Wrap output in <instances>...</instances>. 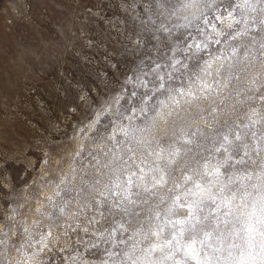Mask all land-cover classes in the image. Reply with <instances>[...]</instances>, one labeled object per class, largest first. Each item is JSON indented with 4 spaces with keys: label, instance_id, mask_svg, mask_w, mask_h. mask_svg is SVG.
<instances>
[{
    "label": "rangeland",
    "instance_id": "rangeland-1",
    "mask_svg": "<svg viewBox=\"0 0 264 264\" xmlns=\"http://www.w3.org/2000/svg\"><path fill=\"white\" fill-rule=\"evenodd\" d=\"M205 165L225 195L264 191V0H0V264H131Z\"/></svg>",
    "mask_w": 264,
    "mask_h": 264
},
{
    "label": "snow or ice",
    "instance_id": "snow-or-ice-1",
    "mask_svg": "<svg viewBox=\"0 0 264 264\" xmlns=\"http://www.w3.org/2000/svg\"><path fill=\"white\" fill-rule=\"evenodd\" d=\"M221 140L217 151H223L225 155L223 163L227 164L233 159L230 149L235 150L238 147L235 142L241 141L242 136L237 132L234 140H230L228 135H223ZM185 143L190 144L192 141L186 139ZM185 151L182 147H174L168 153L166 161L163 149L156 153L157 160L165 162L163 167L150 169L157 173L152 176V187L167 182V169L171 165L178 161L186 162L179 159ZM236 163H243V159L237 160ZM134 175L135 173L131 172L127 175L129 186L133 183ZM222 175L220 166L209 171L207 165L205 172L199 174L197 180H193L191 175H186L184 180L193 182V187L187 195L194 199L187 205L185 218L161 221L157 212L156 219L159 222L150 229V232H144L142 228L135 231L134 236H139L141 240L151 241L153 237L155 240L150 242L147 248H140V255L135 258L139 241L134 242L132 251L126 253L131 264H257V260L259 264H264V191L259 194L258 199L253 198L251 203L246 200V197L251 196L247 191L238 195V189L230 195H225L226 190H231L227 189V185L220 179ZM206 176L211 179L202 183ZM116 179L119 180V177ZM140 179L143 180V176ZM234 182L230 178L229 183ZM116 186L119 187V184ZM107 187L105 185L101 190L102 196ZM214 188L217 191H213ZM145 190L148 191L147 186ZM207 202H211V206ZM204 208H208L206 215L203 214ZM120 228L127 231L124 224H121Z\"/></svg>",
    "mask_w": 264,
    "mask_h": 264
},
{
    "label": "bare ground",
    "instance_id": "bare-ground-1",
    "mask_svg": "<svg viewBox=\"0 0 264 264\" xmlns=\"http://www.w3.org/2000/svg\"><path fill=\"white\" fill-rule=\"evenodd\" d=\"M239 18V16L236 15L234 9L232 8H228V10L226 12H220L219 13V19H220V22H224L226 23L227 25H229V27L233 26L237 19ZM203 20V19H202ZM204 21V20H203ZM208 22L209 24H212L210 20H208L207 18L205 19V22ZM212 27L215 28L218 32V36L223 34L222 31L224 29H221V27L215 22L212 24ZM225 42V41H224ZM223 44V43H222ZM223 47V46H222ZM227 59V56L225 53H221V52H217L215 51L214 53H212L210 55V57H208L206 60H205V70H209L211 72H213L214 68H221L222 64H224V62L226 61ZM208 83V82H207ZM196 93L195 91H191L190 94H189V98H193V94ZM216 166H219V165H213L209 171H211L213 168H215ZM222 168H221V172H222ZM255 174V173H254ZM260 174V173H259ZM186 198L188 199L187 201L184 199H178L177 200V203L179 204V211H180V214H179V217H178V220L180 219H183L185 218V214L187 213L188 211V208H187V205L189 204V202L194 199L193 197H190V196H186ZM175 199V198H174ZM181 205H185V207H181ZM45 243V242H44ZM51 246L49 245V248ZM139 256V255H138ZM158 257H153V259H156ZM80 260H83V262H85L87 259H84V258H80ZM104 264H111L110 261H107L106 263Z\"/></svg>",
    "mask_w": 264,
    "mask_h": 264
}]
</instances>
